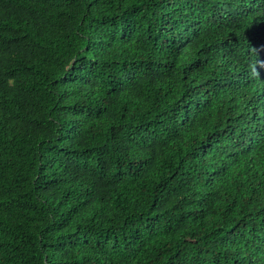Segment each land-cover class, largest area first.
Segmentation results:
<instances>
[{
	"label": "trees",
	"instance_id": "1",
	"mask_svg": "<svg viewBox=\"0 0 264 264\" xmlns=\"http://www.w3.org/2000/svg\"><path fill=\"white\" fill-rule=\"evenodd\" d=\"M264 0H0V264H264Z\"/></svg>",
	"mask_w": 264,
	"mask_h": 264
},
{
	"label": "snow or ice",
	"instance_id": "2",
	"mask_svg": "<svg viewBox=\"0 0 264 264\" xmlns=\"http://www.w3.org/2000/svg\"><path fill=\"white\" fill-rule=\"evenodd\" d=\"M262 71H264V70H262Z\"/></svg>",
	"mask_w": 264,
	"mask_h": 264
}]
</instances>
